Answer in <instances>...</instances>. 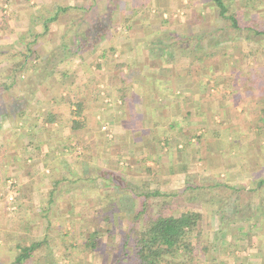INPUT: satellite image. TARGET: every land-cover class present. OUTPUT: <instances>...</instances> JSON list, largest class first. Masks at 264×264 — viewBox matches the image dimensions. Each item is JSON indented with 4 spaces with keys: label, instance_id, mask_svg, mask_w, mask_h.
Instances as JSON below:
<instances>
[{
    "label": "rangeland",
    "instance_id": "374dc122",
    "mask_svg": "<svg viewBox=\"0 0 264 264\" xmlns=\"http://www.w3.org/2000/svg\"><path fill=\"white\" fill-rule=\"evenodd\" d=\"M225 1L229 3V14L235 13L237 16L240 29L235 28L229 20L220 16L218 8L212 0H122L118 3L115 14L110 13L107 0H99L86 16L82 15L83 11L80 7H89L92 0H0V83L2 82L4 85L10 83L6 71L12 70L20 57H25V55L41 57L27 65L22 78H19L15 87L0 90V145L3 146L8 142L7 135L10 137L17 134L20 143L23 146L27 145L24 147L29 149L34 145L33 136L36 138L41 134L40 143L44 145L38 147L39 150L43 152L51 150L54 154V161L50 164L45 162L47 163L44 164L45 167L50 165L49 167H54L56 171L67 174L69 173L66 169L67 164L80 171L83 169L81 160H87V157L92 166L97 164L96 159L93 158L94 154H97L94 145L78 141V138L82 136L83 129L90 124L93 129L95 128L96 122L92 125L90 118L96 117L95 112L102 111L93 109L97 105H103L100 94L97 95L98 98L95 94V90L102 89L99 84H95L90 89V95L88 94L90 99L84 89H80L79 93L75 94H62L61 98L58 93L56 96L62 101L61 104L75 108L67 110V114L61 121H50L45 116L44 110L40 112L39 116L36 113L33 119H37L39 123L34 127L35 131L32 129L33 133L29 135L23 134L27 133L25 132L26 128L24 122L18 119L22 112L20 108L16 109L14 104L19 101L22 105L27 106L32 102V97H36L40 101L41 95L29 93L28 90L35 84L42 85L47 82L45 79L37 77L39 73L43 74L41 70L44 71L45 67L50 69L53 66H62V63L52 64L47 60V57H65L66 51L61 49V44L67 42L72 46L71 42L75 40L74 32L78 31L76 29L79 26L86 29L88 25L95 24L96 20L100 18L107 22L111 15L113 25L107 37L93 51H87L81 55V57H104L103 52L106 51L107 59L105 62H94L93 65L96 67L94 71H101L104 67L102 65L105 64L113 67L117 57L120 59L121 57H142V61L143 57H155L158 59L156 63L177 64L192 70H199L206 61L212 62L215 76L210 89L215 97L211 100L213 113L212 119L209 120V127L198 126L195 128L194 133H191L195 140L191 141L190 145L186 144L190 134L184 137L183 141L159 142L160 147H167L172 151L182 144L183 152L189 151L188 159H186L188 161L182 156H180L181 159H172L178 163L179 160H184L185 166L190 165L192 159H194V164L197 160L196 166L199 170L192 169L193 166L192 168L187 167L191 173L197 172L183 176L184 181L180 179L182 175L170 170L171 164L169 163H164L162 166H147L154 168L153 171L143 168L144 171L138 166L135 174L128 175L136 182V185L141 187L140 190L158 189L169 193L177 192L178 195L169 197L171 205L163 212L169 214L189 210L200 211L202 228H206L205 226L209 225L206 216L218 206L214 199V188L210 184L219 180L235 187L240 184L246 188L254 180V178H250L252 176L258 177L257 181L264 180V101L261 106H256L250 100L253 95L252 89L258 87L259 97L264 98V0ZM58 4L71 7L77 5L79 8L69 9L68 12L62 13L56 21L48 23L49 28L46 30L45 21L56 12ZM78 32L84 36L83 32ZM188 35H192V37L187 43L177 44L174 41L180 37L187 38ZM236 37L246 38L247 41L241 42L242 46H240V41L232 43ZM230 44L232 45L230 46ZM29 47L34 52H30ZM113 47L115 51H111ZM203 57L206 61H200L201 64H197ZM244 58L250 61L252 69L247 70V67L240 66V59ZM152 64L154 65V63ZM117 65L121 66L114 67V69L123 70V74L128 73L129 70L124 72L127 63L118 62ZM223 70L229 71V76L224 77ZM252 73L254 74L251 75ZM94 81L97 82V79L95 78ZM16 87L19 88L16 89ZM106 94L107 97L116 99V95L110 92H106ZM75 101L83 103L81 115L74 113L77 111ZM217 102H223L226 109L220 105L219 108ZM244 102L250 103L249 108L243 106ZM89 105H93L91 110H88ZM102 116H105V119H110L104 115L103 111ZM74 120L80 121V123L84 122V127H80L79 123L75 125ZM67 126L68 129H66ZM75 126L78 127L74 129ZM99 128L98 125L97 129L99 130ZM68 132L69 134H67ZM71 134L72 137L66 141L59 139ZM237 135L246 137V140L235 141L234 139L232 144L230 143L233 147H224V144H229L228 141H225L227 138ZM47 136L52 140L49 141ZM208 137L223 138L222 141H217V144L221 146L222 143L223 145L218 157L211 155L212 153L205 148L206 144L208 146L210 144V140L205 142ZM213 141L215 142L214 139ZM46 143L47 145H45ZM28 149L22 155L23 159L32 166L38 161L34 159L32 150L29 152ZM179 153L181 155L180 151ZM166 160L164 159V161ZM34 161H36L35 164ZM239 164L248 168L257 166L259 174H248L241 177L235 174L228 175L224 172ZM215 166L219 173L214 174L213 167L215 169ZM118 167V170H122L127 169L128 165L118 164ZM40 168L43 170L42 165ZM168 170L172 172H168ZM46 172L48 171L46 170ZM221 173L223 174L221 175ZM124 175L127 177V174ZM6 181L8 192L5 197V210L7 209V212L10 213L16 209L14 208V205L17 204L16 191L20 182L16 177L9 181L6 179ZM99 184L98 180L94 182L98 194L93 190L91 198L80 191L77 186H73L74 189L68 192L69 198L64 197V194L57 197L58 199L52 203L48 214L44 215L41 210L43 206L38 209L39 204L30 207L26 214L21 212L24 221L26 218L31 219L26 221L27 227H22L20 222L11 223L14 219L6 212L7 214L5 213L4 219L0 222V226L2 225V228L7 230L4 234L3 229H0V238H4V241H0V264H12L13 256L17 252L16 243L21 242L26 245L32 239L44 237H48L51 253L37 250L33 258L37 262L30 260L32 263L29 262V264H115L121 232L127 229V221H125L127 217L118 221L117 224L106 220L105 201L100 198V195L109 192L107 190H110V187L106 185L108 188L105 189V186H98ZM195 184H198L200 188L193 192L190 186ZM184 188L186 189L183 190ZM263 189L264 185L259 187L260 191L244 189L245 193L242 192L244 193L242 196L244 200H248L255 197L257 193L260 194ZM216 190H219L217 192L220 195L219 200L225 201L222 203V208L225 204L224 209L228 212L231 207L226 202L228 198H223V196L225 193L230 194L233 190L226 187ZM236 190L235 194L239 193L240 190ZM11 195H13V199L9 200ZM0 196V199L4 200V195L0 194ZM160 200L163 199L155 198L153 200V213L158 211ZM125 206L126 210H129L128 212L133 208L131 205V207L126 204ZM243 209L246 210L245 207ZM11 224H15V227L13 225L11 227ZM94 230H98L96 240L99 246L98 251H92L85 246L90 233L92 234ZM12 237L13 241L9 243L8 241H11Z\"/></svg>",
    "mask_w": 264,
    "mask_h": 264
},
{
    "label": "crops",
    "instance_id": "0c3cea01",
    "mask_svg": "<svg viewBox=\"0 0 264 264\" xmlns=\"http://www.w3.org/2000/svg\"><path fill=\"white\" fill-rule=\"evenodd\" d=\"M237 41H240V46H242L241 42L247 41V39L236 37L232 40V43ZM244 52L242 53L244 54ZM143 58L142 61V57H121V59L117 57L115 59L116 64L118 62L127 63L124 72L126 70L129 71L127 74H123V70L114 69V67H120V65L117 66L116 64L112 65L113 67L105 64L102 65L104 67L101 71H94L96 69L93 65L94 62H105L106 57H47V60L51 61L52 64L62 63V66H53V70H50L47 75L39 73L37 77H41L47 82H44L42 85L35 84L36 86L30 87L28 90L29 93L37 94V96L41 95L42 99L40 98L41 100L39 101L38 98L32 97V102L27 106L22 105L21 102L18 105L15 102L14 105L16 109L20 108L22 112L18 116V119L24 122L25 132L27 133L23 134H32L31 130H34V127L38 126L39 122L37 119H33L36 113L39 116L40 112L44 110L47 118L53 119V121H61L67 114V110L75 108L74 106L70 108V106L61 104L62 101L59 99L62 94H75L79 93L80 89H84L88 97V94L91 92L90 89L95 84H99V87L103 90L100 93L103 105H97L93 109L102 110L104 115L110 117V119H105V116H102V111L95 112L96 117L90 118L92 119L90 122L92 125L96 122L95 128L93 129L90 124V126L83 129L82 136L78 138V141H84L86 144L91 143L94 145V149L96 148L97 154L93 156L97 163V166H95L100 169L108 168L120 171L127 174L128 180L133 181L128 175L130 173L135 174L138 166H140L139 169L147 168V170L153 171L154 168L152 169L147 166H162L164 163H169L171 164L170 170L173 173L182 175L180 179L184 181L183 176L199 170L196 166L197 160L194 164V159H192L190 165L186 166L184 160H179V163L174 162L177 158L181 159L180 156L185 158V160L188 159L189 151L183 152L182 144H179V147H176L174 151L168 150L167 147H160L159 142L169 143L170 140L183 141L184 137L190 134L189 141L186 143L190 145L191 141L195 140L191 134L194 133L195 128L198 126L209 127V120L212 119L213 113L211 100L215 97L210 89L215 76L212 62L204 60L205 58L203 57L201 60L199 59L197 64H201L202 61H206V63L199 70H192L183 68L177 64L156 63L158 59L155 57ZM240 60V66L247 67V70L252 69L250 61L245 58ZM148 61L151 63L150 66ZM152 63L157 66H154ZM253 69L255 68L253 67ZM223 71L224 77L229 76V71ZM95 78L97 82L94 81ZM257 89L259 87L252 89L253 95H251L250 100L256 106H261L264 98L259 97V90ZM106 92L116 95V99L107 97ZM58 93L60 94V98L56 96ZM88 99L90 98L88 97ZM246 99L248 100V98ZM219 105L223 109H226L223 102H217L218 107ZM249 105V102L243 103V106L247 108H249ZM92 106L89 105L88 110H91ZM246 114L248 115V113ZM54 124L57 123L55 122ZM98 125L100 126L99 130L97 129ZM68 128L67 126L66 129ZM210 133L212 132L210 131ZM41 136V134L36 138L33 136V149L31 147L29 149L24 147L27 145L23 146L20 143L17 134L10 137L7 135L6 139L8 142L3 146L0 145V194L4 195V200L0 199V222H2L5 213L8 211L7 209L5 210V197L8 192L6 179L9 181L11 178L16 177L20 182L16 191L17 207L14 205L16 209L10 213L7 212L14 219L11 223L20 222L22 223V227H27L26 221H30L31 219L26 218L24 221L23 214L20 213L26 214L30 207L38 204L40 205L38 209H40L45 204V201L48 200V193L46 196V192H49L53 188V180L49 166L45 167L46 165L44 164H46L45 162H48V164L53 162L54 154L51 150L46 152L39 150L38 147L43 144L40 143L42 140ZM70 137H72V134L67 135L65 138L60 137L59 139L66 141ZM46 138L49 141L52 140L51 137L47 136ZM234 139L235 141H245L246 137L240 135L229 137L225 140L229 144H224V147H233L231 144ZM209 140L210 144L209 146L206 144L205 148L212 153L211 155H217L216 157H218V153H221L223 145L221 143L220 146L217 144V141L220 142L223 138L208 137L205 142L207 143ZM75 142L77 143V141ZM213 142L214 144H212ZM27 149L29 152L32 150L34 159H37V163L34 161L35 165L31 166L30 163L23 159L22 153L27 151ZM164 159L167 160L164 161ZM118 164L128 165V168L118 170ZM40 165L43 166V170H41ZM187 167L197 171L191 173L190 170H187ZM121 168L123 167L121 166ZM170 170L168 172H172ZM213 170L214 174L219 173L217 166H215V169L213 167ZM224 172L228 173V175L235 174L243 177L242 175L259 174V167L248 168L239 164ZM250 178H254V180L246 188H243L240 184L236 185L235 188L240 191L233 195L234 197L228 196L227 193L224 195L228 198L226 202L231 207L229 211L232 208L234 210L235 207H240L241 210L245 207L246 210L243 209L240 213L232 214L224 211V219L231 221V224L225 227L224 230H221L218 222L223 219V216L218 210V206L213 209V212L206 216V221L209 225L205 226L206 228H202L201 233H199L200 240L197 244L199 246L196 248L199 251L203 250V255L197 256L191 264H264V189L260 194L257 193L255 197L244 200L242 196L245 193L244 189L260 191L258 181L256 180L258 177L252 176ZM98 186L103 187L105 185H102L100 182ZM104 188L106 189L108 186ZM216 189L217 187L214 188V199L215 201H220V195L217 193L219 190ZM68 192L69 189L63 188V191L57 197L64 194V197L69 198ZM12 225L15 227V224H11L10 226L12 227ZM2 227L1 225V230L3 229ZM6 231L2 230L4 234H6ZM197 234L198 232L194 236L197 237ZM0 241H4V238H0ZM207 243L210 245L206 248ZM196 253L199 252L196 250Z\"/></svg>",
    "mask_w": 264,
    "mask_h": 264
},
{
    "label": "trees",
    "instance_id": "16d2710c",
    "mask_svg": "<svg viewBox=\"0 0 264 264\" xmlns=\"http://www.w3.org/2000/svg\"><path fill=\"white\" fill-rule=\"evenodd\" d=\"M107 1L110 13L113 12V14H115L118 3L122 2V0ZM212 1L218 8V12L222 18L229 20L235 28H241L235 13L229 14L228 2L225 0ZM98 2L99 0H92V3L89 4V7L87 8L81 6L80 8L83 11L82 15L86 16L88 11L91 10V8ZM77 8H79L77 5L71 7L70 5L58 4L56 6V12L45 21V29L48 30V23L56 21L58 16L62 13L68 12L69 9L74 10ZM102 20L104 19H97L95 24L88 25L86 29H84L82 26H79L76 30L83 32L84 36L76 31L74 32L75 40L73 42L70 41L72 46H70V44L67 42H63L61 44V49L63 48L66 51V53L64 52V56L66 58H77L81 57L84 52L93 51L97 45L100 44L102 40L105 39V37H107L108 32L113 25L111 15L107 19V22ZM191 37L192 35H188L187 38L180 37L174 41H176L177 44H180L181 42L187 43ZM28 49L30 52H34L31 47ZM111 51H115V48H111ZM105 52L106 51L103 52L104 57H106ZM36 58L41 57H29L27 55H25V57H20L12 70L6 71L9 75L8 78L10 83H5L4 85L1 82L0 90L2 88L10 89L13 86L15 87L17 85L16 83L19 81V78H22L23 72L27 65H29ZM50 70H53V67L50 69L45 67L44 71L41 70V72L47 75ZM102 91V89H97V91L95 90L96 96ZM16 104L18 105L19 101H16ZM74 104L76 105L77 109V111L74 113L81 115L83 111L82 101H75ZM49 120L53 121V119ZM73 122L75 125L79 123L80 127L84 125V122L80 123V121L76 120ZM77 127L78 126H75L74 129ZM87 148L90 149V147ZM81 162L83 169L80 171H77L73 167L66 165L67 172H69L67 174H62L60 171H56L52 166L49 167L53 180V188L48 192V200L45 201V204L41 209L44 214L49 213L52 203L56 201L57 196L63 191V188L66 190H71L74 189L73 186H77L80 191L91 198V194H93L92 191H96L97 189V187H94V182L99 180L102 185H108L110 187V190H107L109 192L100 195V198H103L105 201L104 207L106 208L105 213H107L105 217L106 220L108 222L110 221L112 224H117L118 221H121L123 218L127 217L125 220L127 221V229L121 232L117 249L118 255L115 264H190L193 263L197 258L196 254H198L199 257L203 255V250L199 251L196 248L199 246L197 245L200 240L198 238L202 229L201 212L194 210L182 211L180 213L171 212L169 214H165L163 212L165 208L171 205L169 197L178 195L177 192L169 193L158 189L140 190L141 187L136 185V182L128 180V178L120 171H114L108 168L100 169L96 166H92L88 157L87 160H81ZM221 182L222 181L218 180L216 183L210 184V186L220 189L226 187L227 189L233 190L230 194H228V196L235 195V186ZM258 185L259 187L263 186L264 180H259ZM190 188H192V191L195 192V190L199 189L200 187L198 184H195L191 185ZM96 194H98L97 191ZM155 198H161L163 200H160V203L158 204V211L153 213L152 207L154 205L153 200ZM223 198L227 197L223 196ZM224 202L225 201L223 200L217 201L218 210L223 216V219L218 222L220 225L219 228L221 230H224L225 227L230 226L231 224V221H226L224 219L225 215L223 213L225 211V204H223L224 206L222 208V203ZM125 204L127 206L131 205L133 207L130 212H128L129 210H126L127 207ZM240 211H242L240 207H235L234 210L232 208L231 211H228V213H240ZM48 221L50 222L49 217ZM196 232H198L197 237L194 236ZM13 237L11 241H8L9 243L13 241ZM97 238L98 230H94L92 234L90 233L87 241L85 242V246L92 251H98L99 246L97 245ZM209 245L210 244L207 243L206 248ZM15 246L17 252L13 256L12 264H29V262H31L30 260H33L35 257V252L37 250H43L44 252L51 253L50 247L48 245V237L32 239L30 243L26 245L18 242ZM43 246L44 249H42ZM196 250L199 253H196ZM33 262L37 261L33 260Z\"/></svg>",
    "mask_w": 264,
    "mask_h": 264
},
{
    "label": "built area",
    "instance_id": "2783aa9c",
    "mask_svg": "<svg viewBox=\"0 0 264 264\" xmlns=\"http://www.w3.org/2000/svg\"><path fill=\"white\" fill-rule=\"evenodd\" d=\"M11 199H13V195H11V196L9 197V200H11Z\"/></svg>",
    "mask_w": 264,
    "mask_h": 264
}]
</instances>
